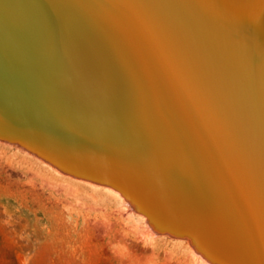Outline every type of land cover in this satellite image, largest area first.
Returning a JSON list of instances; mask_svg holds the SVG:
<instances>
[{
    "label": "water",
    "instance_id": "95a60500",
    "mask_svg": "<svg viewBox=\"0 0 264 264\" xmlns=\"http://www.w3.org/2000/svg\"><path fill=\"white\" fill-rule=\"evenodd\" d=\"M263 83L264 0H0V137L216 264H264Z\"/></svg>",
    "mask_w": 264,
    "mask_h": 264
},
{
    "label": "rangeland",
    "instance_id": "374dc122",
    "mask_svg": "<svg viewBox=\"0 0 264 264\" xmlns=\"http://www.w3.org/2000/svg\"><path fill=\"white\" fill-rule=\"evenodd\" d=\"M8 143L0 139V264H141L128 255H121L98 233H76L67 229L57 217L47 218L40 209L48 201L51 188L56 196L96 206L108 224L106 227L131 230L128 243L133 252L141 251L147 242L143 233L153 229L142 213L128 206L125 198L117 194L118 190L116 193L115 189L78 184L76 179L55 178L56 181L50 182L52 176L64 175L55 173L34 154L19 151L16 145ZM65 187H69L68 191ZM146 224L148 228L145 229ZM157 237L155 243L166 251L168 264H202L191 254L193 249L187 242L177 243L160 234ZM132 249L123 250L126 253Z\"/></svg>",
    "mask_w": 264,
    "mask_h": 264
},
{
    "label": "bare ground",
    "instance_id": "6f19581e",
    "mask_svg": "<svg viewBox=\"0 0 264 264\" xmlns=\"http://www.w3.org/2000/svg\"><path fill=\"white\" fill-rule=\"evenodd\" d=\"M262 93H264V83L262 84ZM262 107H263L262 110H264V102H262ZM263 113H264V111H263ZM263 121H264V116H263ZM262 124H263L262 125V132H263V135H264V122H262ZM14 134L18 135L16 133H14ZM0 139H3V140H5V141H7V142H9L11 144H14V146L16 145L17 148L19 149V151H21V150L25 151L26 150L28 153L34 154L33 155L34 157L39 158L42 162L46 163V165L50 166L51 169L53 171H55V173L64 175L63 177H60V176L53 177L52 176L50 182H52V180L56 181L57 179H59V180L60 179H62V180L69 179L70 181H72V179H76V180H78L77 181L78 184H89V185H92L94 187H99V188L102 187V188H106V189H110V190H114L115 189V188H113L112 186H110L108 184H104L102 182L91 180V179H87V178H82V177L76 176V175H74L72 173L60 170L59 168L55 167L50 162L46 161L42 156L38 155L36 152H34L33 150H31L28 147H26L25 145H23L18 140H12L11 138H8V137H6V138L5 137H0ZM55 178H57V179H55ZM58 183H60V182H58ZM46 184H48V183H46ZM49 185L52 186L51 184H49ZM66 185H67V183H66ZM66 185H64V186H66ZM64 189H65V191H68L69 187H65ZM56 191H58V190L56 189ZM114 191L117 193L116 189ZM70 192H72V191H70ZM117 194H121V193H117ZM121 196H123V195L121 194ZM125 200H126V204L128 206H132V207L135 208V206L130 202V200H128L127 198H125ZM97 208L98 207L92 206V205H88L87 206V203L73 202L71 199H68V197H65L63 195L56 196V194L54 193L53 189L51 188L50 196L48 198V201L43 203L40 209L43 210V212H44L43 214L47 218L56 219V217H57V219H59V221L67 229L73 230L76 233L77 232H82L84 234L87 233V232L98 233L100 236H102L107 241H109L110 244L114 247V249L117 248V250L120 251L121 255H123V254L124 255H128L132 260L135 259V260L139 261L141 264H168L169 257L166 255V253H165L166 251L164 249H162L161 247H159L155 243L156 239H158L157 234H160V235H162V236H164L166 238L167 237L173 238L174 239L173 241L177 242V243L187 242L188 244L191 245V247H192L191 249H193L191 254L193 256L195 255V258L196 257H197V259L199 258V260L202 261V264H216L213 261H211L210 259H208L206 256H204V254L202 252H200L198 250V248L192 243V240L190 238H188L187 236H185L183 234H180V233H178L176 231H173V230H167V229L166 230H160V229L156 228L149 221L147 216L144 215V214H142V216L145 217V219L146 218L148 219L149 226L152 227V229L154 231L151 230V229L146 230L143 233V237H144L145 241H147L145 243V247H143L141 251L133 252L134 250L132 249L130 243H128V239L131 238L132 231L131 230H118V229L114 228L115 226L110 227L108 229L106 227V225H108V224H105L106 222H105V219L103 217L102 212L98 211ZM138 217H140V216H137V218ZM40 221H41V219H40ZM52 222L54 223V221H52ZM46 223H48V222H46ZM113 224H115V223H113ZM47 225H49V224H47ZM146 226H147V224H146ZM146 228H148V226L145 227V229ZM70 230L68 232H70ZM136 230H139V229H136ZM140 230H142V229H140ZM137 233H140V232H137ZM149 243H151V244H149ZM125 248L126 249L131 248L132 251L124 253L123 249H125ZM134 249H136V247ZM188 255H190V254H188Z\"/></svg>",
    "mask_w": 264,
    "mask_h": 264
}]
</instances>
